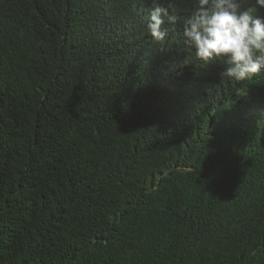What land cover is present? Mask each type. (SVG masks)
I'll return each instance as SVG.
<instances>
[{
	"label": "trees",
	"instance_id": "1",
	"mask_svg": "<svg viewBox=\"0 0 264 264\" xmlns=\"http://www.w3.org/2000/svg\"><path fill=\"white\" fill-rule=\"evenodd\" d=\"M131 6L0 0V264H264V69L193 77Z\"/></svg>",
	"mask_w": 264,
	"mask_h": 264
},
{
	"label": "clouds",
	"instance_id": "2",
	"mask_svg": "<svg viewBox=\"0 0 264 264\" xmlns=\"http://www.w3.org/2000/svg\"><path fill=\"white\" fill-rule=\"evenodd\" d=\"M256 4L264 9V0H256ZM175 7L173 3L161 4L159 0H132L130 14L125 20L134 25L139 21L148 22L147 31L153 42L162 44L168 33L167 23L175 26L177 15L186 14L183 35L170 38L173 46L184 55L187 48L195 50L203 66L190 58L182 60L191 65L187 71L193 77L198 75L204 80L212 71L213 61L220 58H225L229 66L221 75L241 84H247L248 78L264 69V19L254 16L255 8L242 10L238 0H198L195 8L192 5ZM174 103L178 104L177 100Z\"/></svg>",
	"mask_w": 264,
	"mask_h": 264
},
{
	"label": "bare ground",
	"instance_id": "3",
	"mask_svg": "<svg viewBox=\"0 0 264 264\" xmlns=\"http://www.w3.org/2000/svg\"><path fill=\"white\" fill-rule=\"evenodd\" d=\"M250 96V95H249ZM256 98V97H255ZM254 98V99H255ZM247 100H248V102L251 104V108L250 109H247V111H250V112H255V113H259L260 114V116H263V117H260L259 118V122L263 125L262 127L264 128V109H262L263 107H262V105L264 104V101H262V102H258V100L257 101H253L252 99H250L249 97L247 98ZM240 101H242V105H244V97H243V99L242 100H240ZM239 101V102H240ZM241 105V106H242ZM260 108V109H259ZM255 119H257V115H255V116H253L250 120H255ZM246 129H248V130H246V133L248 132V131H250V130H252L253 128L250 126H248Z\"/></svg>",
	"mask_w": 264,
	"mask_h": 264
}]
</instances>
